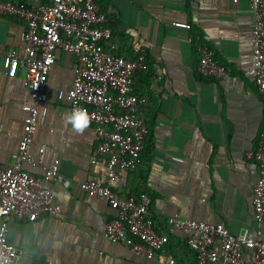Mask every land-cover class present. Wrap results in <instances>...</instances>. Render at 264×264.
I'll return each mask as SVG.
<instances>
[{
	"label": "crops",
	"instance_id": "0c3cea01",
	"mask_svg": "<svg viewBox=\"0 0 264 264\" xmlns=\"http://www.w3.org/2000/svg\"><path fill=\"white\" fill-rule=\"evenodd\" d=\"M28 7L39 0H14ZM113 22L118 53L135 57L145 52L147 71L138 74L135 91L148 100L150 134L142 160L133 170H119L114 189L124 195L148 192L151 214L170 242L155 258L137 253L105 235L118 211L79 184L107 178L106 161L92 162L96 142L91 122L76 119L67 95L78 58L65 50L49 75L45 122L35 133L30 151L43 165L60 159V173L70 185L54 181L59 215L29 222L14 218L9 239L24 251L18 264H161L170 257L197 264L187 234L168 223L180 214L210 223L222 222L234 233L245 230L264 239V225L253 216L257 164L246 152L255 149L264 130V99L252 69L253 12L250 0H97ZM189 23L191 28L183 27ZM25 22L0 15V53H23ZM207 44L230 73L223 79L201 75L196 36ZM31 101L22 76L10 77L0 60V164L16 161ZM42 174V166L32 168Z\"/></svg>",
	"mask_w": 264,
	"mask_h": 264
},
{
	"label": "built area",
	"instance_id": "2783aa9c",
	"mask_svg": "<svg viewBox=\"0 0 264 264\" xmlns=\"http://www.w3.org/2000/svg\"><path fill=\"white\" fill-rule=\"evenodd\" d=\"M250 7L252 73L264 99V0H250ZM0 15L25 22L23 53L12 48L0 53V60L8 76H22L31 96L23 107L27 116L16 161L8 166L0 164V264H18L24 254L9 239L10 222L14 218L33 222L43 216L59 215L63 208L55 199L54 181L70 185V180L60 173V159L43 165L46 148H41L38 158L30 151L36 131L45 122L47 109L43 105L49 98V75L58 50L73 53L79 62L72 87L58 94L68 96L74 118L93 124L96 150L92 162L105 159L108 170L105 180L89 179L79 187L88 196L108 201L118 211L106 224L109 240L155 258L170 237L156 228L151 214L152 196L148 192L124 195L113 187L119 170H133L141 162L150 134L148 100L135 91L138 74L149 69L148 55L141 52L133 58L118 53L108 13L97 0H39L34 7L0 0ZM181 25L191 28L189 23ZM196 47L201 75L215 79L229 75L228 67L217 60L215 52L198 35ZM246 156L257 164L253 216L262 227L264 130L257 147L247 151ZM26 164L32 168L42 166V174L30 171ZM168 223L187 234V244L195 252L197 264H264V239L249 230L234 233L222 222L210 223L180 214L171 216ZM161 264L183 263L170 257Z\"/></svg>",
	"mask_w": 264,
	"mask_h": 264
},
{
	"label": "trees",
	"instance_id": "16d2710c",
	"mask_svg": "<svg viewBox=\"0 0 264 264\" xmlns=\"http://www.w3.org/2000/svg\"><path fill=\"white\" fill-rule=\"evenodd\" d=\"M110 24H111V27H112V30H113V33H114L113 22L111 21V19H110ZM137 56H138V54L135 55V57H137ZM135 57H133V58H135ZM142 154H143V152H142ZM141 160H142V155H141Z\"/></svg>",
	"mask_w": 264,
	"mask_h": 264
}]
</instances>
